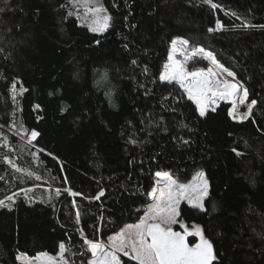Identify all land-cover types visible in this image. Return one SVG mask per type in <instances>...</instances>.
<instances>
[{"label": "trees", "instance_id": "trees-1", "mask_svg": "<svg viewBox=\"0 0 264 264\" xmlns=\"http://www.w3.org/2000/svg\"><path fill=\"white\" fill-rule=\"evenodd\" d=\"M70 1L0 0V139L20 150L21 130L38 133L34 158L17 160L28 174L0 140V200L37 185L35 198L0 208V264L61 242L87 264L85 241L135 221L156 172L198 170L204 208L182 203L179 218L212 242L213 264H264V0H104L112 19L100 34L69 15ZM174 38L236 74L256 101L248 119L232 120L226 102L200 117L176 82L160 81Z\"/></svg>", "mask_w": 264, "mask_h": 264}, {"label": "snow or ice", "instance_id": "snow-or-ice-1", "mask_svg": "<svg viewBox=\"0 0 264 264\" xmlns=\"http://www.w3.org/2000/svg\"><path fill=\"white\" fill-rule=\"evenodd\" d=\"M77 9L78 18L87 23L92 32H104L109 26L112 17L107 13L103 5L98 0H71ZM213 8L217 5L213 4ZM82 10L83 16L79 15ZM2 11V9H0ZM72 13L70 12L69 15ZM217 29L223 27L221 22H216ZM212 31V29H209ZM188 45L189 41L184 39H174L171 51L168 55V62L164 65V70L160 73V81L168 83L176 82L187 94V98L193 101L198 110L199 116L204 117L211 107L215 111L214 105L220 100L230 101L232 108L229 115L234 120H246L252 113L256 104L255 100L247 104V112L239 114L237 109L244 105L248 99V90L235 80V73L225 68L211 51L203 48L195 49V52L203 54V58L209 60L214 67L188 71L185 67L191 58L184 55V61L175 59L177 44ZM133 64L136 62L133 61ZM147 71V69H145ZM221 74L232 77L233 80L220 79ZM15 87V86H14ZM23 91V90H22ZM38 135L36 131L31 132L32 139ZM31 143V140L29 141ZM9 163H12L9 161ZM13 167H16L13 164ZM19 171V169H17ZM31 175V173H29ZM156 176L163 181L162 187L152 190L153 203L149 204L143 219L138 224L128 225L126 228L108 238V243L86 240L92 259L88 264H122L120 254L130 257L137 264H213L216 260L212 242L207 239L203 230L194 225L193 231L183 224L179 219V206L182 200H187L193 207L203 210L204 197L208 195V180L203 172L197 173L194 181L189 184H182L172 178L169 172H157ZM39 179V177H37ZM160 183V180L157 181ZM72 196H79L80 193L66 189ZM56 194H60V189H56ZM15 195V194H13ZM104 195L101 190L95 199H100ZM6 199L12 200V197ZM0 206H5V202L0 200ZM73 206L76 207L75 201ZM76 220H80V212L76 211ZM179 224L183 231H175L173 225ZM190 236L198 237V241L190 244ZM67 248L63 242L59 244L58 259L47 252L38 253L31 260H25V264H69L65 257ZM22 257H18L21 259Z\"/></svg>", "mask_w": 264, "mask_h": 264}, {"label": "rangeland", "instance_id": "rangeland-1", "mask_svg": "<svg viewBox=\"0 0 264 264\" xmlns=\"http://www.w3.org/2000/svg\"><path fill=\"white\" fill-rule=\"evenodd\" d=\"M94 2H95V0H94ZM98 2H99V4L103 5V7L106 9V6H105V4H104V0H98ZM106 10H107V9H106ZM70 12L72 13V15H74V16L78 19V21H79L80 24L85 25V26L89 29L87 23L84 22L81 18H78V15H77V9L73 6V4L71 3V1H70V4H69V13H70ZM107 13L109 14L108 10H107ZM79 15H80L81 17L83 16V12H82V10L80 11ZM94 33H96V34H100V33H102V32H94ZM174 39H182V38H174ZM174 39H172V41H173ZM172 41L170 42V47H169L168 55H169V52L171 51ZM195 49H199V47H197V48H191V47H189V45L184 46V45H181V44L178 43V44H177V53L175 54V59H177V60L183 62V61H184V55H189L191 58L187 61L186 65H185V67L187 68L188 71H194V70H198V69H205V70H206L208 67H214V66L211 64V62H210L209 60H206V59L203 58V54H201V53H199V52H195V53H194V50H195ZM204 50H205V49H204ZM205 51H207V50H205ZM168 55H167V59H166V61L164 62L163 66H162V70H161V72L164 70V65H165V63L168 62ZM219 78H220V79H229V80H233L232 77H228L226 74H221V76H220ZM237 81H238V80H237L236 77H235V80H233V82H237ZM238 82H239V81H238ZM239 83H240V82H239ZM177 84H178V83H177ZM240 84H241V83H240ZM178 85H179V84H178ZM243 87H244V86H243ZM182 90H183V89H182ZM12 91H13V96H15V95L19 92V89L13 87V90H12ZM183 92H184V91H183ZM184 93H185V92H184ZM185 95L187 96L186 93H185ZM221 102H226V103H228L229 106H230V107H229V111L231 110V108H232V104H231V102H230V101H225V100H220V101H218L217 104L214 105L213 107L216 108V107L218 106V104L221 103ZM249 103H251V101H250L249 99H247V101H246V103H245L244 105H240V106L238 107V109H237L238 113H239V114H243V113L247 112V110H248V109H247V104H249ZM194 104H195V103H194ZM195 106H196V105H195ZM196 109H197V108H196ZM209 110H211V107L209 108ZM197 111H198V110H197ZM229 116H230V115H229ZM230 117H231V116H230ZM231 119L234 120L232 117H231ZM234 121H240V120L237 119V120H234ZM243 121H244V120H243ZM20 133H21V135H23V136H20V137H23V139L25 140L24 143H23V145H21V146H23V147L20 148V150H17V149H14L13 147H11V146L9 145V143H8L9 140H8L6 137H1L0 140H1V144L3 143V145H5L4 148L6 147L7 150L10 151V152H12V154H13V157H12V158H8V159H6V161H7L8 163H9V161H11L12 163H9V164H10L11 167H12L15 171H17L18 173H20V174H23V173H24V174H25V173L28 174L26 171L21 170V169L18 167V165H17V160H18V158L20 157V154H21V156H23V158H25L26 155H29V156H31L32 158H34V153H33V151H30L29 149H27V147L31 144V143H29V141L31 140V142H32V140H34V139H32V137H31V132H25V131L21 130ZM21 146H20V147H21ZM34 160H35V159H34ZM13 164H15L16 167H13ZM17 169H19V171H18ZM159 172H167V171H159ZM199 172H203V173H204L203 170H198V171H196V172H195L190 178L185 179V180L180 179V178H178V177L172 175L170 172H169V173L171 174L172 178L175 179L176 181H178L179 183H182V184H189V183H192V182L194 181V178L197 176V173H199ZM156 173H157V172H156ZM156 173L154 174V183H153V186H152V188L148 191V193H147V195H146L147 203H145L144 205H142V206L140 207L141 214L139 215V217H138L135 221H133V222H127V223H124V224L121 226V228H120L119 230H117L116 232L110 234L105 240H98L99 242H102V243L107 244V243H108V238H109L110 236H112V235L116 234L117 232L121 231L122 229L126 228L128 225L138 224V223L140 222V220L144 218L145 213H146V211H147V207H148V205L151 204V203H153V199H152V195H151V194H152V190H153L154 188L162 187V186H163V181H162L160 178H158V177L156 176ZM204 174H205V173H204ZM205 177H206V175H205ZM206 179H207V178H206ZM158 180H160V183H159V184L157 183ZM39 186H41V185H39ZM36 187H37V185H35V186H28V187H25V188H21V189L15 191V192H13V193H11V194L5 196V197L2 198L1 200H3V201L5 202V206L9 205V204L15 199L16 196H22V197H25V198L28 199V200H31L32 198H35L34 196H35V193H36V192H35ZM44 190H48L47 187H46V189H44ZM13 194H15V195H13ZM7 197H12V200H8V199H6ZM206 197H207V196H206ZM206 197H204V200L206 199ZM204 200H203V205H204ZM182 203H185V204H187L188 206L193 207V206H192L187 200H182L181 203H180V206H181ZM180 206H179V210H180ZM2 207H3V206H0V208H2ZM179 219H180V218H179ZM180 220H181V219H180ZM181 221H182V220H181ZM182 222H183V221H182ZM183 224L186 225V226L189 228L190 231H193V230H194V229H193V226H194V225H187V224L184 223V222H183ZM173 229H174L175 231H183V229L180 227L179 224H177V225H173ZM191 239H193L192 242L190 241ZM198 239H199L198 237L190 236V237L188 238V241H189L190 244H194V243H196V242L198 241ZM86 246H87V245H86ZM87 250H88V253H89V258H88V261H87V264H88V262L92 259V256H91V252H90L88 246H87ZM58 252H59V248H58V251H57L55 254H49V255L54 256V257H57V259H58ZM121 256H123V254H120V257H121ZM18 257H22V258H21V259H18ZM33 257H35V256H33ZM33 257H32V256H28V255H24V254H18V255H17V259L19 260V262H20L21 264H25V260H26V259H27V260H31ZM65 257H66V259L69 261V264H72L71 259H70V254H69L68 250H67V252L65 253ZM124 257H125V256H124ZM128 258H130V257H128Z\"/></svg>", "mask_w": 264, "mask_h": 264}]
</instances>
